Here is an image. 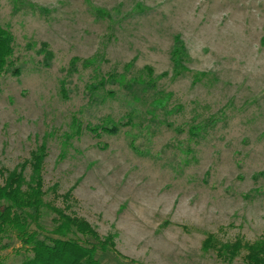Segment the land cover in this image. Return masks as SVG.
<instances>
[{
  "label": "rangeland",
  "instance_id": "1",
  "mask_svg": "<svg viewBox=\"0 0 264 264\" xmlns=\"http://www.w3.org/2000/svg\"><path fill=\"white\" fill-rule=\"evenodd\" d=\"M0 26L22 70L0 75V169L30 180L45 146V202L113 238L106 264H245L203 245L264 238V0H0Z\"/></svg>",
  "mask_w": 264,
  "mask_h": 264
},
{
  "label": "trees",
  "instance_id": "2",
  "mask_svg": "<svg viewBox=\"0 0 264 264\" xmlns=\"http://www.w3.org/2000/svg\"><path fill=\"white\" fill-rule=\"evenodd\" d=\"M13 55V34L0 26V75H21V68L13 66ZM188 58L185 43L177 36L171 52L176 76L187 71L184 62ZM154 105L164 107L163 102L156 101ZM118 125L107 119L102 129L115 134L119 131ZM195 130L198 129L193 128V133ZM46 152V147L42 146L33 154L30 180L23 171L0 169L3 178L0 182V257L2 251L8 250L14 242H20L17 251L22 258L14 264H106L104 257L114 252L113 238H102L85 219L45 202L43 170ZM45 208L55 215L50 225L44 223ZM203 248L216 251L230 262L242 257L245 264H264V238L252 243L238 239L223 244L209 236Z\"/></svg>",
  "mask_w": 264,
  "mask_h": 264
}]
</instances>
